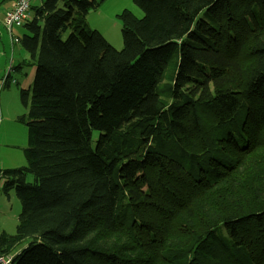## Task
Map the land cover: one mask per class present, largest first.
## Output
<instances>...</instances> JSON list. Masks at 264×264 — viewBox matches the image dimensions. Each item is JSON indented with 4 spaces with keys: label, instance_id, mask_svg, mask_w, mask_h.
Here are the masks:
<instances>
[{
    "label": "trees",
    "instance_id": "obj_1",
    "mask_svg": "<svg viewBox=\"0 0 264 264\" xmlns=\"http://www.w3.org/2000/svg\"><path fill=\"white\" fill-rule=\"evenodd\" d=\"M104 1L31 3L10 34L35 75L27 164L0 170L22 207L0 255L264 264V0H134L122 49L87 21Z\"/></svg>",
    "mask_w": 264,
    "mask_h": 264
},
{
    "label": "rangeland",
    "instance_id": "obj_2",
    "mask_svg": "<svg viewBox=\"0 0 264 264\" xmlns=\"http://www.w3.org/2000/svg\"><path fill=\"white\" fill-rule=\"evenodd\" d=\"M17 1V0H16ZM40 0H32L31 3L33 5L39 4ZM132 10L138 17L143 16V12L140 8L135 4L134 0H106L97 8L91 9L87 15L89 25L91 28L100 31L106 39L117 49L123 48V38H122V22L118 15L124 9ZM8 10V9H7ZM0 10V19L3 20L5 18V14L7 12ZM3 29L1 34L0 30V68H5L6 73L0 79V100L2 98V94L4 92H8L10 90L11 93L9 95L14 94L16 98L17 107L20 110L29 109L31 104L28 107H25L21 101L20 91L22 88H30L33 84V79L35 75V65L25 66L22 70L14 71V69L9 68L12 63L14 66L17 65L21 55L23 54L24 48L18 44L12 42V37L10 33L2 24ZM1 28V26H0ZM14 34H22L24 33L23 28H14ZM11 42V43H10ZM172 65L168 66V69L165 74V78L160 84L161 90L164 89L165 86L170 84L169 73L171 72ZM9 74L8 84L4 83V78ZM16 75V77L14 76ZM6 83V82H5ZM1 105V102H0ZM13 108V107H11ZM19 117V116H18ZM209 120V119H207ZM23 129V135L27 134V128L25 125L21 124ZM24 141V140H23ZM27 142L25 141V145ZM215 145V144H214ZM25 161V158H23ZM28 180L33 182L34 178L32 175H29ZM21 201L17 197L15 190H11L9 193H6L3 189V183L0 184V231L6 230L10 234H14L16 232L17 225L19 223V215L21 213ZM28 242L24 243L20 247H18L15 251L10 253L6 258V260L12 257L16 252L20 251L23 247H26Z\"/></svg>",
    "mask_w": 264,
    "mask_h": 264
},
{
    "label": "crops",
    "instance_id": "obj_3",
    "mask_svg": "<svg viewBox=\"0 0 264 264\" xmlns=\"http://www.w3.org/2000/svg\"><path fill=\"white\" fill-rule=\"evenodd\" d=\"M15 1L16 0H0V10L5 11L7 9H10L15 3ZM3 21L4 19L3 20L0 19V26H1L0 30L3 29L2 27ZM87 21H88V18H87ZM1 34H3L2 30H1ZM16 35L21 36L23 35V33L16 34ZM27 58H28V54L25 50H23V54L21 55L17 65L14 66L12 63V65L9 68L14 69V71H18V68H17L18 64H20L23 60ZM7 68L8 66L5 67L4 69L0 68V79L2 78V76L5 75ZM14 76L16 77V75ZM11 91L12 90L8 92H4L0 100L1 102V105H0V170L7 169V168L22 167L27 164V161L24 155V149L28 146V135L27 136L26 134L23 135V129L21 126V124L23 123L18 120V116L27 113L30 108L26 110H20L17 107L15 95L14 94L9 95ZM27 134H28V129H27ZM25 141L27 142L26 145H25ZM23 158H25V161L23 160Z\"/></svg>",
    "mask_w": 264,
    "mask_h": 264
},
{
    "label": "built area",
    "instance_id": "obj_4",
    "mask_svg": "<svg viewBox=\"0 0 264 264\" xmlns=\"http://www.w3.org/2000/svg\"><path fill=\"white\" fill-rule=\"evenodd\" d=\"M31 1L32 0H17L15 5L6 12L3 23L10 34L12 33L14 27H22L23 24L30 18ZM5 78L3 80V87L6 84ZM4 180L5 177L3 173L0 172V184L4 183ZM7 256L0 255V263L10 264L12 257L6 260L5 257Z\"/></svg>",
    "mask_w": 264,
    "mask_h": 264
}]
</instances>
